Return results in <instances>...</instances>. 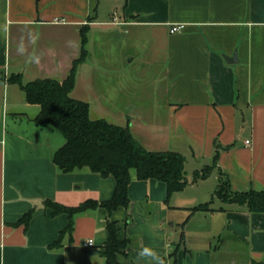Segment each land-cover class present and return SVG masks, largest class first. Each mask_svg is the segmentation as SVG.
<instances>
[{"label": "crops", "instance_id": "0c3cea01", "mask_svg": "<svg viewBox=\"0 0 264 264\" xmlns=\"http://www.w3.org/2000/svg\"><path fill=\"white\" fill-rule=\"evenodd\" d=\"M83 28L73 98L92 119L130 125L148 150L187 159L189 184L171 195L132 171L130 204L112 214L130 239L126 264H148L137 259L145 246L166 264H264V212L215 196L222 178L233 191L264 190V0H0V264H107L108 211L76 214L61 236L69 216L44 200L104 201L115 178L61 171L53 155L64 140L51 143L40 106L9 80L66 79ZM217 148L213 179L196 178ZM207 202L214 210L191 213Z\"/></svg>", "mask_w": 264, "mask_h": 264}, {"label": "trees", "instance_id": "16d2710c", "mask_svg": "<svg viewBox=\"0 0 264 264\" xmlns=\"http://www.w3.org/2000/svg\"><path fill=\"white\" fill-rule=\"evenodd\" d=\"M88 35L82 29V51L74 60L66 79H37L24 82L20 74L10 77V82L21 86L30 104L40 106L35 121L43 126L57 129L65 137L64 144L54 155L53 162L57 167L70 173L89 169L103 177L113 176L116 187L110 199L99 201L89 199L78 206H67L52 200H44V205L51 209L53 216L67 213L69 224L62 231L73 234L74 217L99 207L108 211L106 228L108 240L101 246L100 252L106 257L107 264H126L129 257V238L119 236L120 226L112 214L120 207L128 208L130 204L129 185L132 180V170L140 180L157 179L168 186L169 194L184 189L189 180L186 173L187 159L175 151H150L133 135L130 125L122 126L109 122L104 118L92 119L89 103L73 98L78 68L88 55L86 49ZM219 151L216 150L214 164L195 172L196 178H206L216 165ZM215 196L228 203L246 205L252 212H264V190L233 191L229 180L221 179L215 191ZM212 202L203 203L191 208V213L214 210ZM32 211L24 215L19 223L28 225ZM60 239L55 245H60Z\"/></svg>", "mask_w": 264, "mask_h": 264}, {"label": "clouds", "instance_id": "9594fccd", "mask_svg": "<svg viewBox=\"0 0 264 264\" xmlns=\"http://www.w3.org/2000/svg\"><path fill=\"white\" fill-rule=\"evenodd\" d=\"M138 260H146L148 264H166L165 259L154 248L145 246L137 253ZM170 264V262H168Z\"/></svg>", "mask_w": 264, "mask_h": 264}, {"label": "rangeland", "instance_id": "374dc122", "mask_svg": "<svg viewBox=\"0 0 264 264\" xmlns=\"http://www.w3.org/2000/svg\"><path fill=\"white\" fill-rule=\"evenodd\" d=\"M117 12V11H116ZM114 13H112V15H113ZM111 18V17H110ZM51 129H53V132H52V136H51V138H52V141H51V143L52 144H56L57 142H61L62 140H64V142H65V137L62 135V133L60 132V131H58L57 129H55V128H52L51 127ZM62 146V145H61ZM60 146V147H61ZM206 167V166H205ZM133 172L135 171V170H132ZM214 175H215V173L213 172V173H211L210 174V177L208 178V179H213V177H214ZM209 181V180H208ZM209 183L210 182H207L204 186H202V190L204 191V192H207L208 191V189H209ZM216 188V187H215ZM214 191H215V189H214ZM229 243V242H228Z\"/></svg>", "mask_w": 264, "mask_h": 264}, {"label": "built area", "instance_id": "2783aa9c", "mask_svg": "<svg viewBox=\"0 0 264 264\" xmlns=\"http://www.w3.org/2000/svg\"><path fill=\"white\" fill-rule=\"evenodd\" d=\"M182 28H183V25H176V26L172 27L171 32L179 31ZM247 143H249V141H247ZM85 245L92 246V245H94V241L93 240H89V241L86 242ZM243 264H247V263H243Z\"/></svg>", "mask_w": 264, "mask_h": 264}, {"label": "water", "instance_id": "95a60500", "mask_svg": "<svg viewBox=\"0 0 264 264\" xmlns=\"http://www.w3.org/2000/svg\"><path fill=\"white\" fill-rule=\"evenodd\" d=\"M233 58H234V59H232V60H235V59H236V54L234 55ZM227 60L230 61V59H228V58H227Z\"/></svg>", "mask_w": 264, "mask_h": 264}]
</instances>
